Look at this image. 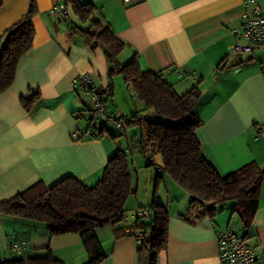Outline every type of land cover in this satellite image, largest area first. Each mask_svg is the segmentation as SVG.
<instances>
[{"label": "crops", "instance_id": "crops-1", "mask_svg": "<svg viewBox=\"0 0 264 264\" xmlns=\"http://www.w3.org/2000/svg\"><path fill=\"white\" fill-rule=\"evenodd\" d=\"M82 1L93 4L94 18L125 43L119 63L136 55L142 70L162 73L178 94L199 87L195 115L202 123L196 137L201 153L221 175L252 161L262 171L258 205L246 225L232 213L231 201L226 212L222 207L213 217H199L189 206V194L161 172L156 200L167 209L169 225L167 249L157 264H219L216 236L227 227L239 229L264 254V137L258 136V125L264 122V48L231 54L234 30L243 22L242 0H139L131 6L122 0ZM58 2L35 0L31 48L18 59L10 86L0 92V202L38 182L48 187L68 175L91 185L101 178L114 151L128 147L127 138L117 137L113 125H106L102 133L88 129L90 97L73 90L71 83L79 74H88L94 86H105L109 66L100 48L83 44L64 24L55 23L56 16L48 11ZM257 2L264 7V0ZM29 4L30 0H0V47L7 28ZM74 22L87 26L76 15ZM31 98L27 111L21 99ZM132 99V113L141 114L142 102ZM106 104L110 113L134 115L122 113L113 83ZM132 128L138 132L130 133ZM140 130L129 127L128 136ZM128 159L133 193L124 207L129 214L121 223L95 230L96 256L102 255L98 264H137L136 237L115 239L114 230L135 221L133 210L151 205L149 188L157 172L140 154ZM150 166L152 170L144 168ZM15 243L23 244L20 253L12 250ZM92 253L79 233L50 235L43 222L0 213V259L50 254L60 264H87Z\"/></svg>", "mask_w": 264, "mask_h": 264}, {"label": "trees", "instance_id": "trees-1", "mask_svg": "<svg viewBox=\"0 0 264 264\" xmlns=\"http://www.w3.org/2000/svg\"><path fill=\"white\" fill-rule=\"evenodd\" d=\"M59 1L57 4L66 6V14L55 15V18H59L55 23L63 24L69 20L67 9L70 6L80 23H87L86 27L75 22L64 25L70 36L79 37L83 44L93 49L100 48L107 65L114 67L108 71V91L103 98L107 100L111 94L110 79L114 73H118L127 89L137 96L143 109L149 110L153 117L139 113H113L115 117H126L128 128L136 125L141 130L137 135L128 136V130L119 133L114 127L117 136L127 138V150L117 148L114 151L103 168L101 178L95 183L89 185L70 175L48 187L38 182L11 199L0 202V213L43 222L50 235L79 233L85 246H90L93 252L87 264H98L102 255L96 256L98 247L95 243V230L123 221L125 203L133 193L128 156L140 154L154 166L157 172L156 184L161 172L167 174L189 194V206L198 211L199 217H213L231 201L232 213L236 212L246 225L258 205L262 171L252 161L231 173L221 175L205 159L196 137V130L202 123L195 115V106L201 96L199 87L194 85L188 91L178 94L162 73L142 70L136 55L124 64L119 63L118 55L125 43L115 36L109 26L94 18L95 6L82 0ZM36 12L35 0H30L27 12L4 33L0 47V92L10 86L18 59L31 48L34 35L31 19ZM34 98L21 99L27 111ZM89 120L88 129L98 133H102L106 125H112L93 123L91 113ZM155 156L159 157L160 163L156 162ZM145 211L150 213L148 217L136 216L132 224L125 223V226L116 228L114 237H136L140 232L136 247L137 264H157L160 253L167 249L169 215L167 209L157 202L156 190L152 194L151 205ZM0 264L60 263L47 254L44 257L16 256L0 259Z\"/></svg>", "mask_w": 264, "mask_h": 264}, {"label": "built area", "instance_id": "built-area-1", "mask_svg": "<svg viewBox=\"0 0 264 264\" xmlns=\"http://www.w3.org/2000/svg\"><path fill=\"white\" fill-rule=\"evenodd\" d=\"M127 5H135L139 0H122ZM244 13L243 22L239 30H234L235 40L231 46V54H251L256 49L264 48V7L260 6L257 0H242ZM50 15H65L66 6L62 3L56 4L48 11ZM264 71V67H262ZM71 86L73 90H82L88 94L90 99L91 121L95 124L105 126L112 124L119 133L128 130L127 118L124 116L115 117L108 111L104 93L108 91L105 86H94L88 74L76 76ZM258 136L264 137V122L258 125ZM145 210L137 212V216H149ZM141 233L136 234V239ZM219 264H264V254L257 252L247 240L239 235L232 227L220 230L216 236ZM22 243H15L12 250L20 253Z\"/></svg>", "mask_w": 264, "mask_h": 264}, {"label": "rangeland", "instance_id": "rangeland-1", "mask_svg": "<svg viewBox=\"0 0 264 264\" xmlns=\"http://www.w3.org/2000/svg\"><path fill=\"white\" fill-rule=\"evenodd\" d=\"M68 16H69V20H66L63 22L64 25H68L69 23L71 24L72 22L75 21V15L72 11V9L70 8V6L68 7ZM111 81L113 83V97H114V100L116 102H120V105L123 107V111L122 113L124 114H130L132 112H134V106H133V99H137V96L135 95H132V92L127 89V87L125 86L124 84V81H123V78L120 74L118 73H114L111 77ZM137 104H138V101H137ZM111 107H115V106H112L111 104L109 105ZM126 111V112H125ZM141 114H144V115H148L149 118L153 117V114H151V112L147 109H140L138 110ZM134 114V113H132ZM161 118V117H160ZM161 120H165L163 118H161ZM135 132H138V130L136 131L135 128H132L130 130V133H135ZM118 137V136H117ZM121 137V136H119ZM156 160L159 161V157L158 156H155ZM145 169H151L152 170V167H144ZM157 175V174H156ZM140 182V180H139ZM141 182H142V191L145 189V183H143V178H141ZM162 181L161 179L159 178L158 179V183L156 184V177L154 179V182H151V185H150V188L149 190L152 192H154V190H156V193L158 192L157 189L158 187L161 185ZM182 189V188H181ZM184 190V189H183ZM185 191V190H184ZM232 203H226L223 208H224V212H226L227 210L230 209V206H231ZM125 208V207H124ZM127 208H125L124 212H123V216H126L129 214V212H127L126 210ZM138 211H141V210H137L134 212H132V215H134V218L136 219V216H137V212ZM168 212V211H167ZM193 214V213H192ZM218 214V213H216ZM169 215V213H168ZM184 215V214H183ZM194 218H195V215L193 214ZM129 218V217H128ZM196 219V218H195ZM228 220V219H227ZM229 221V220H228ZM236 230V229H235ZM237 231H240L239 229L236 230ZM239 233V232H238Z\"/></svg>", "mask_w": 264, "mask_h": 264}, {"label": "water", "instance_id": "water-1", "mask_svg": "<svg viewBox=\"0 0 264 264\" xmlns=\"http://www.w3.org/2000/svg\"><path fill=\"white\" fill-rule=\"evenodd\" d=\"M57 20H59V18H56ZM114 67L112 65L109 66V70H112Z\"/></svg>", "mask_w": 264, "mask_h": 264}]
</instances>
